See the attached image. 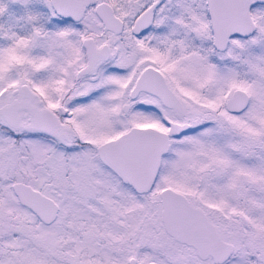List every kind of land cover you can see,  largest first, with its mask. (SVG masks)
<instances>
[{"label":"snow or ice","instance_id":"6c2138e0","mask_svg":"<svg viewBox=\"0 0 264 264\" xmlns=\"http://www.w3.org/2000/svg\"><path fill=\"white\" fill-rule=\"evenodd\" d=\"M0 264H264V0H0Z\"/></svg>","mask_w":264,"mask_h":264}]
</instances>
